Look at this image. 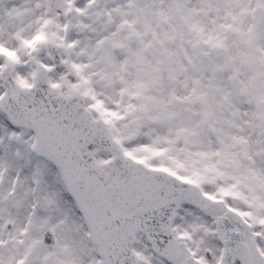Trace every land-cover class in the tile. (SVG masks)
<instances>
[{
	"label": "snow or ice",
	"instance_id": "1",
	"mask_svg": "<svg viewBox=\"0 0 264 264\" xmlns=\"http://www.w3.org/2000/svg\"><path fill=\"white\" fill-rule=\"evenodd\" d=\"M0 264H264V0H0Z\"/></svg>",
	"mask_w": 264,
	"mask_h": 264
}]
</instances>
